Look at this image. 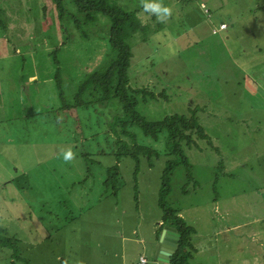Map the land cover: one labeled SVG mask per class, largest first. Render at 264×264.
Wrapping results in <instances>:
<instances>
[{
    "label": "rangeland",
    "instance_id": "obj_1",
    "mask_svg": "<svg viewBox=\"0 0 264 264\" xmlns=\"http://www.w3.org/2000/svg\"><path fill=\"white\" fill-rule=\"evenodd\" d=\"M69 1L62 0L66 8L59 12V17L54 0H0L7 19L6 27H0L2 226L4 222L29 220L28 213H33V208L26 211L22 204L27 201L34 205L38 198L31 190L18 188L17 184L25 181L20 171L42 172L64 164L60 162L62 158L46 164L36 162L43 152L48 154L49 146L52 152L56 151L54 140L67 142V148L61 146L58 152L70 149L71 142L74 157L83 155L87 167L92 169L90 173L96 172L95 180L101 176L102 165L113 160L111 153L128 150V138L114 136L105 124L122 113L117 99L98 104L102 111L99 116L93 107L72 106L83 74L102 61L104 45L108 43L104 35L74 27ZM119 1L134 6L143 22L155 24L152 20L155 17L143 11L140 0ZM164 3L170 7L171 15L163 21L164 28L152 35L159 45L149 41L134 45L130 83L147 88L156 97L138 105L145 119L155 121L172 113L190 115L195 110L209 137L194 135L195 143L184 148L191 178L180 162L171 176L172 187L166 198L183 211L187 222H193L195 212L199 215L204 206L211 212L208 204L217 196L210 189L214 173L219 175L221 169L227 168L232 172L231 181L239 184L244 174L251 172L246 165L232 170L231 164L236 162L230 158L256 157L248 158V164L255 169L258 167L255 162L259 161L262 171H256L255 175L264 184V0H164ZM184 4H188L186 11L181 12L179 8ZM209 8V15L204 14ZM220 21L225 28H218ZM105 131L113 135V141L109 136L105 138ZM132 132L138 139H144L138 128L133 127ZM145 140L163 150V135L157 142ZM165 156L161 151L157 160L140 161V172L150 182L163 169L164 160L168 159ZM78 161L73 159L72 166H80ZM148 162L154 165L153 170H146ZM125 166L129 169L124 168L120 180L129 184L132 165ZM72 171L76 169L72 167ZM198 185L201 189L196 192ZM80 193L74 197L76 207L84 203L82 197L86 195ZM194 203L202 204L199 211ZM38 205L39 213L55 218L51 207ZM72 211L73 215L78 213ZM224 255L222 264H227L228 257L225 260ZM211 257L212 254H207V258Z\"/></svg>",
    "mask_w": 264,
    "mask_h": 264
},
{
    "label": "crops",
    "instance_id": "obj_2",
    "mask_svg": "<svg viewBox=\"0 0 264 264\" xmlns=\"http://www.w3.org/2000/svg\"><path fill=\"white\" fill-rule=\"evenodd\" d=\"M34 77L29 78L34 80ZM61 141L54 140L56 151L52 152V146H49L48 154L43 152L44 155L36 158L37 164L58 162L61 158L59 148H67V142ZM72 146L70 142L68 148ZM250 157L256 158H230L236 162L231 164L232 170L242 165L251 169L239 184L231 181L232 172L226 168V162L223 164L225 171L221 169L219 175L211 172L215 180L212 177L210 189L217 194L208 204L211 212L208 213L204 206L199 215L195 212L193 222H187L179 209V215L194 228L192 264H222L224 253L227 255H224L225 260L228 257L227 264H264V184L255 175L256 171H262L259 161L255 162L258 167L253 169L248 164ZM73 159L60 161L64 164L53 165L51 170L20 171L25 181L19 183L18 188L31 190L38 198L34 205L27 201L22 204L26 211L33 208V213H28L29 220L19 219L3 225L16 236L17 264H139L140 257L152 264L162 227L169 225L177 230L174 224L164 221L158 203L160 174L150 182L144 173L134 176L131 170L129 184L118 182L115 189H109L103 183L105 165L101 167V176L95 180L96 172L87 173V166L82 161L76 162L80 166H72ZM115 162L114 158L112 164ZM197 187L196 192L201 189L200 185ZM78 191L86 196L82 197L84 203L76 207L73 202ZM39 203L51 207L55 218L39 213ZM193 205L196 211L202 206ZM72 210L78 213L73 215ZM207 254L212 257L207 258ZM8 259L15 261L14 256Z\"/></svg>",
    "mask_w": 264,
    "mask_h": 264
},
{
    "label": "trees",
    "instance_id": "obj_3",
    "mask_svg": "<svg viewBox=\"0 0 264 264\" xmlns=\"http://www.w3.org/2000/svg\"><path fill=\"white\" fill-rule=\"evenodd\" d=\"M54 3L60 17L61 13L59 12L66 7H64L62 0H54ZM128 3L119 0L69 1V9L73 11L72 15H74V27L79 30L90 29L93 34L104 35L108 43L104 45L106 50L102 61L98 62L94 68L92 67V70L83 74L72 106L75 108L93 107V110L99 116L102 111L97 106L98 104L105 105L112 99H117L120 103L122 113L115 116L111 123L105 124L109 125L108 128L114 136L128 138V150L126 152L120 149L119 152L111 153L116 162L112 164L111 161L105 164L103 183L106 188L115 189L117 183L121 182L125 164L132 165L131 169L134 171L135 176L142 170L140 163L142 158L143 160L144 158L157 160L161 151L166 155L165 157H168L164 160L163 169L161 168V171H159L161 185L158 203L163 211L164 221L174 224L180 234L177 248L172 254L169 264H192L191 259L195 250L192 243L194 228L188 225L185 219L179 215V208L173 206L166 198L171 190V176L177 165L180 162L183 163L186 171L190 172L191 166L184 156V148L195 143L194 135L198 138L208 139L209 137L204 133L195 110H191L190 115L172 113L155 121L145 119L138 111L140 103L155 100L156 97L147 88L134 86L130 83L133 48L137 42L146 44L149 41L159 45V42L154 41L152 35L163 29L164 23L157 22L156 19H152L155 22L154 25L150 22H143L139 17L138 10L134 6H129ZM187 5L184 4L179 9L186 11ZM4 13L5 10L0 2V27L5 28L7 19L4 17ZM209 13L210 8L206 9L204 14L209 15ZM59 19L61 20V18ZM176 19L178 18L176 17ZM95 29H97V33ZM60 95L62 94L60 93ZM104 121L106 120L104 119ZM102 126H105L103 121ZM133 127L142 131L144 139L137 138L135 133L132 132ZM105 130L107 131V129ZM106 131L105 138L107 139L109 134ZM113 135L109 136L110 140ZM160 135L164 137L163 150L156 148L150 141L145 140V138H150L153 142H157ZM76 159L87 166L83 155L76 157ZM125 161L128 162L125 163ZM146 166L152 170L154 169L151 162L146 163ZM91 170L87 167L89 172H86L90 173ZM188 173V178H191L190 173ZM17 186L19 185L17 184ZM9 256H14L15 261H10ZM16 257H18L16 236L10 233L7 227L0 225V264H17L19 259Z\"/></svg>",
    "mask_w": 264,
    "mask_h": 264
},
{
    "label": "water",
    "instance_id": "obj_4",
    "mask_svg": "<svg viewBox=\"0 0 264 264\" xmlns=\"http://www.w3.org/2000/svg\"><path fill=\"white\" fill-rule=\"evenodd\" d=\"M179 238L180 234L175 228L164 225L156 244L152 264L157 261L169 263L172 254L177 248Z\"/></svg>",
    "mask_w": 264,
    "mask_h": 264
},
{
    "label": "clouds",
    "instance_id": "obj_5",
    "mask_svg": "<svg viewBox=\"0 0 264 264\" xmlns=\"http://www.w3.org/2000/svg\"><path fill=\"white\" fill-rule=\"evenodd\" d=\"M140 5L143 11L154 16L157 22H163L171 15V9L164 3V0H140ZM59 155L63 161L69 162L73 159L74 153L71 149H66L61 151Z\"/></svg>",
    "mask_w": 264,
    "mask_h": 264
},
{
    "label": "built area",
    "instance_id": "obj_6",
    "mask_svg": "<svg viewBox=\"0 0 264 264\" xmlns=\"http://www.w3.org/2000/svg\"><path fill=\"white\" fill-rule=\"evenodd\" d=\"M218 28L219 29L225 28V24H223V23L219 24ZM139 264H147V260L144 257H140L139 258ZM155 264H169V263L157 261V262H155Z\"/></svg>",
    "mask_w": 264,
    "mask_h": 264
}]
</instances>
